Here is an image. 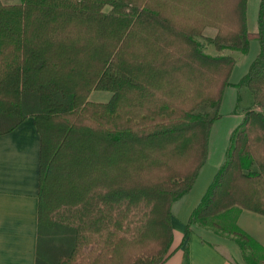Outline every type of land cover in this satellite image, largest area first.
<instances>
[{
  "label": "trees",
  "instance_id": "16d2710c",
  "mask_svg": "<svg viewBox=\"0 0 264 264\" xmlns=\"http://www.w3.org/2000/svg\"><path fill=\"white\" fill-rule=\"evenodd\" d=\"M0 0V135L32 117L39 135L36 264H162L171 206L192 188L234 59L258 51L238 81L253 96L224 160L192 210L193 224L237 237L239 261L264 248L210 221L230 208L264 215V0ZM106 91V102L92 101ZM184 248L181 264H188Z\"/></svg>",
  "mask_w": 264,
  "mask_h": 264
},
{
  "label": "crops",
  "instance_id": "0c3cea01",
  "mask_svg": "<svg viewBox=\"0 0 264 264\" xmlns=\"http://www.w3.org/2000/svg\"><path fill=\"white\" fill-rule=\"evenodd\" d=\"M237 125L238 121L233 122L227 131L229 137L223 147L225 150ZM39 147V135L32 117L25 118L12 131L0 135V264H36ZM223 160V155H220L218 164ZM185 195L171 206V224L176 246L162 264H181L185 246L188 249V264H234L239 254H232L230 257L225 250L219 248L223 246L225 249H233V243L229 245L230 240L237 243V237L225 231L206 227L208 230H201L209 232L211 237H204L192 228L184 244L179 247L187 222L180 215L182 208L179 204ZM229 210V224L223 228L232 230L236 226L264 248V215L237 207L222 214Z\"/></svg>",
  "mask_w": 264,
  "mask_h": 264
},
{
  "label": "rangeland",
  "instance_id": "374dc122",
  "mask_svg": "<svg viewBox=\"0 0 264 264\" xmlns=\"http://www.w3.org/2000/svg\"><path fill=\"white\" fill-rule=\"evenodd\" d=\"M19 0H1L2 3L10 4L16 3ZM260 0H247L246 4V28L249 31H255L257 29V14ZM216 30L211 27L204 29L201 35L196 39L200 42L203 51L210 55H231L234 59L233 66L228 76L229 84L225 85L222 93V100L219 109L220 118L212 124L209 128V135L207 139V151L204 158L202 167L200 168L195 182L190 191L185 195L179 203L181 205V216L183 221H187L192 210L197 206L201 197L207 190L208 186L212 182L218 168L221 164H218L220 155H225L224 144L227 143V131L233 122L241 121L242 113L253 102V96L249 89L245 86H239L237 83L241 77L247 71L250 62L253 60L258 51V41L252 40L249 44L248 51L243 53L241 51L231 50L225 46L221 49H217L214 46L213 37H215ZM110 97V93L106 91H93L89 95V99L92 101L106 102ZM227 148V146H226ZM224 149V150H223ZM223 150V152H222ZM185 200V201H184ZM230 210L224 214H218L210 217V221L217 225L224 227L229 224L227 222V214H230ZM194 231L204 237H211L209 232H203L201 229L215 228L213 226H203L200 224L192 225ZM207 227V228H206ZM228 227V226H225ZM211 229V230H212ZM208 230V229H207ZM217 230V228H215ZM219 230V229H218ZM213 231V230H212ZM229 245L233 243V249H225L223 246L219 247L222 251L225 250L227 255L232 257V254H240L237 243L232 240L229 241ZM174 240L172 241L171 249L176 245ZM233 250V252H232ZM239 261V257L235 258Z\"/></svg>",
  "mask_w": 264,
  "mask_h": 264
}]
</instances>
